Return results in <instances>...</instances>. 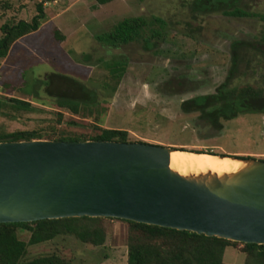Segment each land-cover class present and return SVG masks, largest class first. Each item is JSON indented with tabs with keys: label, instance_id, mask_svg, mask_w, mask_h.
I'll list each match as a JSON object with an SVG mask.
<instances>
[{
	"label": "rangeland",
	"instance_id": "obj_1",
	"mask_svg": "<svg viewBox=\"0 0 264 264\" xmlns=\"http://www.w3.org/2000/svg\"><path fill=\"white\" fill-rule=\"evenodd\" d=\"M41 1L0 0V38L3 25L31 21ZM192 1L47 2L39 30L18 40L0 59V100L18 99L32 106L19 111L0 104V134L33 130L46 134L60 128L91 138L98 126L127 131L131 143L264 161V114L222 121V129H213L198 112L182 108L180 95L191 89L199 91L186 98L215 94L233 68L235 40L248 42L249 47L232 85H264V22L258 16L229 17L220 12L194 17ZM236 5L264 15V0H239ZM141 16L164 23L152 20L130 44H108L104 37L108 39L123 19ZM114 60L126 66L118 83L107 68ZM61 98L97 100L99 107L75 115L57 106ZM103 223L102 246L63 235L29 246L26 260L56 254L68 264H127L129 224L119 219ZM18 236L27 242L30 233L19 229ZM224 262L244 264L241 246L228 247Z\"/></svg>",
	"mask_w": 264,
	"mask_h": 264
},
{
	"label": "water",
	"instance_id": "obj_2",
	"mask_svg": "<svg viewBox=\"0 0 264 264\" xmlns=\"http://www.w3.org/2000/svg\"><path fill=\"white\" fill-rule=\"evenodd\" d=\"M174 151L146 143L4 138L0 224L119 219L264 245V161L210 154L242 168L182 175L170 167Z\"/></svg>",
	"mask_w": 264,
	"mask_h": 264
},
{
	"label": "trees",
	"instance_id": "obj_3",
	"mask_svg": "<svg viewBox=\"0 0 264 264\" xmlns=\"http://www.w3.org/2000/svg\"><path fill=\"white\" fill-rule=\"evenodd\" d=\"M56 0H43L36 3V14L31 21L20 20L15 24L2 26L3 36L0 38V59L6 58L11 47L21 38L36 32L45 18V4ZM100 5H106L115 0H96ZM239 0H193L190 8L194 17L220 12L229 17H254L258 16L264 22V15H257L240 9L236 4ZM155 22H162L153 18ZM147 17L125 18L111 33L108 44L112 46L127 45L141 37L142 31L152 21ZM59 33V30H56ZM61 38V37H60ZM264 39V34H263ZM249 47L248 42L235 40L232 43L234 52L233 68L228 79L217 88L212 95L199 96L193 101L185 103L186 112H199L205 124L210 127L223 128L222 121H230L239 116L248 114H264V85L245 84L233 86L234 73L237 71L238 62L244 60V51ZM248 50V49H247ZM110 75L119 82L126 71V66L121 61H110L107 65ZM112 78V79H113ZM87 102L81 98L75 100L61 98L57 106L78 115L82 112H92L93 107H99V102ZM1 106L17 110L30 109V103L10 99L0 100ZM195 107V108H193ZM104 112L102 108L101 113ZM2 110L0 108V114ZM62 119V118H61ZM98 133L93 137L74 135L67 130L55 128L52 132L42 133L38 130L18 131L11 134H0V140L12 137L14 141L52 140V141H119L128 142L129 133L125 130L106 129L97 126ZM218 155L211 151H197ZM223 156V155H222ZM106 218H63L41 220L31 223H3L0 224V264H68L59 255L50 254L26 260L29 246H36L55 240L63 235H72L81 242L94 246L105 243L106 233L104 221ZM114 220V219H109ZM129 224L128 235V260L127 264H226L225 251L228 247L241 246L245 254L244 264H264V245L240 244L229 240L207 237L188 231H178L154 225L125 221ZM19 229L29 232L28 241L19 238Z\"/></svg>",
	"mask_w": 264,
	"mask_h": 264
},
{
	"label": "bare ground",
	"instance_id": "obj_4",
	"mask_svg": "<svg viewBox=\"0 0 264 264\" xmlns=\"http://www.w3.org/2000/svg\"><path fill=\"white\" fill-rule=\"evenodd\" d=\"M170 167L182 175H199L212 172L223 175L242 168V163L229 159H220L210 154L198 155L195 152L176 149L171 154Z\"/></svg>",
	"mask_w": 264,
	"mask_h": 264
},
{
	"label": "flooded vegetation",
	"instance_id": "obj_5",
	"mask_svg": "<svg viewBox=\"0 0 264 264\" xmlns=\"http://www.w3.org/2000/svg\"><path fill=\"white\" fill-rule=\"evenodd\" d=\"M183 81H185V80H190L189 78H187V77H182L181 78ZM175 88H177V87H175ZM192 90V89H191ZM191 90H188V91H181L180 92V95H182L183 97H184V101H183V104H181L182 105V108L184 107V104L185 103H188V102H191V101H193L195 98H197V97H199V96H207V95H209V94H207V95H205V94H203V95H199V96H196V97H193V98H186L185 96H187V95H189L190 94V92H194V91H199V89H195V90H193V91H191ZM217 92V89H215L214 90V93H216ZM212 95V94H211ZM193 108H195V107H193ZM199 113V112H198ZM199 115H200V113H199Z\"/></svg>",
	"mask_w": 264,
	"mask_h": 264
}]
</instances>
